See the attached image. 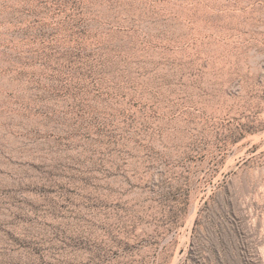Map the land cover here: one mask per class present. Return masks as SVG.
<instances>
[{"label":"rangeland","instance_id":"374dc122","mask_svg":"<svg viewBox=\"0 0 264 264\" xmlns=\"http://www.w3.org/2000/svg\"><path fill=\"white\" fill-rule=\"evenodd\" d=\"M0 264H264V0H0Z\"/></svg>","mask_w":264,"mask_h":264},{"label":"bare ground","instance_id":"6f19581e","mask_svg":"<svg viewBox=\"0 0 264 264\" xmlns=\"http://www.w3.org/2000/svg\"><path fill=\"white\" fill-rule=\"evenodd\" d=\"M2 237V236H1Z\"/></svg>","mask_w":264,"mask_h":264}]
</instances>
